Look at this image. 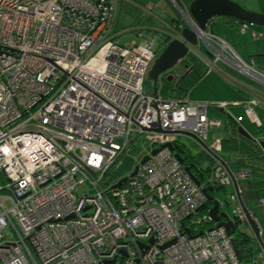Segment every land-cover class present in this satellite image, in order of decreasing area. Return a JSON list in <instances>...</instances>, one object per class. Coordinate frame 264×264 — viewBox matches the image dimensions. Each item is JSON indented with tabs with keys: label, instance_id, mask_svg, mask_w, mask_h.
Masks as SVG:
<instances>
[{
	"label": "built area",
	"instance_id": "1",
	"mask_svg": "<svg viewBox=\"0 0 264 264\" xmlns=\"http://www.w3.org/2000/svg\"><path fill=\"white\" fill-rule=\"evenodd\" d=\"M116 1L0 0V264H264L259 240L239 260L206 207L203 188L232 184L231 219L249 225L238 184L248 172L230 169L209 133L222 126L210 108L231 103L144 92L154 45L115 40ZM200 37L206 72L221 62L251 85L241 105L258 125L264 70L211 31ZM141 135L144 162L114 178ZM181 135L212 159L200 178L175 156Z\"/></svg>",
	"mask_w": 264,
	"mask_h": 264
},
{
	"label": "rangeland",
	"instance_id": "2",
	"mask_svg": "<svg viewBox=\"0 0 264 264\" xmlns=\"http://www.w3.org/2000/svg\"><path fill=\"white\" fill-rule=\"evenodd\" d=\"M243 6L248 10L264 12V0H232ZM189 4V3H188ZM182 0H117L116 1V12L114 16V21L112 25V33H115V40L119 44H127L132 41L139 42L140 38L137 34L139 31H156L158 37V43L164 40V37L171 39L174 36H179L181 28L190 24V19L187 6ZM179 6L180 8H178ZM223 16H216V19H220ZM218 20V21H220ZM171 23V25H170ZM177 25V26H176ZM221 24H214L211 28V31L217 37L224 39L233 50L243 59L250 60L251 58L256 59L255 63L264 70V62L258 56V54H264V25L254 24V28L257 30L258 37L254 38L251 35L250 30L247 28L246 32H241L239 25L228 27L231 31L232 37L238 39L239 43L237 45H232L231 40L228 37L224 36L223 33H219L218 26ZM238 25V26H237ZM145 26H148L150 30L145 29ZM153 28V29H152ZM154 28H156L154 30ZM261 34V35H260ZM229 36V35H228ZM160 37L163 38L160 41ZM230 37V36H229ZM231 38V37H230ZM155 42V39H154ZM162 50L157 52L149 64V68L145 75V80L143 84V90L146 93H151L154 89V80H153V67L156 63V60ZM199 58L197 55H203L208 58L206 48V39L200 37L198 39V44L192 48V53ZM184 67L179 65L177 70H173L174 74H179L182 72ZM215 70L206 78L204 76L196 85L192 87V96H202V97H213L218 96V98H228L227 95L232 94L231 87L225 82H221V75L214 73ZM220 96V97H219ZM211 117L220 118V113L212 108H210ZM210 134H217L219 136H225L222 127H214L209 132ZM181 143L184 144L185 148L191 153L196 154L201 152L200 145L188 135L180 136ZM151 150L150 144L144 138V135L139 136L138 140L129 148L126 157L119 158L115 167H113V177H119L131 173L135 165L142 160V158ZM221 155H226L224 151L220 152ZM232 155V154H230ZM228 166L230 169L235 170L234 157L228 159ZM207 161L205 159L200 160L199 167H205ZM240 183L244 179H239ZM83 187L80 186L79 190H82ZM233 189L232 184H226L224 187H218L213 189L212 195L219 202L220 210L225 212L230 218L233 217V203L232 200L229 201L230 192ZM245 206L250 207L254 219L257 222L260 230L261 242L264 245V218L261 213L260 205L257 200L247 201ZM4 205L8 207L9 202L5 201ZM237 228L241 231L249 234L250 236L254 235L253 231L247 223H238ZM258 239H256V242ZM254 257L257 258V255L254 254ZM257 264H263L260 258H257Z\"/></svg>",
	"mask_w": 264,
	"mask_h": 264
},
{
	"label": "trees",
	"instance_id": "3",
	"mask_svg": "<svg viewBox=\"0 0 264 264\" xmlns=\"http://www.w3.org/2000/svg\"><path fill=\"white\" fill-rule=\"evenodd\" d=\"M190 1L191 0H182L185 4H188ZM258 56L264 62V54H258ZM180 64L184 67L182 73H173L162 79V92L167 93L173 90V88H176L179 95L187 94L189 90L203 78L207 70L206 65L190 52L181 60ZM179 65L176 70L179 68ZM170 76L171 79H168ZM157 83L155 84V88L157 87ZM226 107L228 111L224 108L213 107L214 110L220 113L222 119L221 127L225 133V136H222L221 139L222 151L227 153L224 155L226 158L234 157L233 161L236 168L248 172V176L244 178L242 183L238 181L243 202L246 203L250 200H257L259 202L260 199H264V147L261 144L264 142V107H256V113L259 118L258 125L247 118L241 104L231 103ZM239 127H241L242 130H239ZM243 131H245V133ZM176 150L183 156L184 162L189 166V171L193 172L197 178H200L201 175L209 171L212 159L206 153L199 152L191 154L183 143L178 144ZM203 159L207 161L206 166L196 167V165H199L200 160ZM218 187L222 186L218 184L213 185L214 189ZM212 191L213 190L209 191V194L212 195ZM206 204V207H209L212 205V202L207 201ZM247 208L251 209L250 207ZM260 209L264 218V204L260 205ZM231 234L234 238L236 247L244 254L242 261L244 263L247 262L249 257L247 252L253 253L257 248L256 238L254 235L250 236L237 227ZM248 247L252 250L250 251L247 249Z\"/></svg>",
	"mask_w": 264,
	"mask_h": 264
},
{
	"label": "water",
	"instance_id": "4",
	"mask_svg": "<svg viewBox=\"0 0 264 264\" xmlns=\"http://www.w3.org/2000/svg\"><path fill=\"white\" fill-rule=\"evenodd\" d=\"M187 10L190 19L193 21V26L190 24L184 26L181 28L179 36H174L171 39L164 37V40L159 42L163 47L152 71L154 86L161 73L166 72L179 64L187 53L191 51V48L198 44L200 32L205 31L207 29L208 22L216 16L229 17L233 20L244 23L264 25V12L248 10L232 0H191L187 6ZM155 43H158L157 38L155 39ZM168 79H171V76ZM239 130H242V128L239 127ZM243 132L245 133V131ZM261 144L264 147V142ZM166 146H168L171 150H174V146L172 144L166 143ZM155 152L156 149L152 151V153ZM175 156L180 162H182V157L179 153H175ZM144 160L145 158H143L141 162H144ZM136 169L137 166L132 171V174L136 172ZM196 183L199 184L200 180L196 179ZM118 184H120V182H118L117 185ZM234 184L237 185L236 180H234ZM211 190H213V187L203 188L207 201L212 202V205L208 209V213L211 219L216 222L217 226H223L228 233H232L237 226V222L233 221L225 212L220 210L219 202L211 194H209V191ZM239 199L246 212L248 223L254 236L261 242L260 230L257 222L249 214V209L244 205L241 194H239ZM232 242L236 255L238 259L241 260L244 254L236 247L234 238H232ZM110 262H113V260Z\"/></svg>",
	"mask_w": 264,
	"mask_h": 264
},
{
	"label": "crops",
	"instance_id": "5",
	"mask_svg": "<svg viewBox=\"0 0 264 264\" xmlns=\"http://www.w3.org/2000/svg\"><path fill=\"white\" fill-rule=\"evenodd\" d=\"M218 20H220V19H216V17L211 19L208 22L207 30H211V28L213 27L214 24H221L218 26L219 33H223L224 36L228 37V39H230L232 41L231 42L232 45H234V46L237 45L236 43H239V41H238V39H235L232 37V34H231L232 30H230L228 27L234 26L236 24L240 25L241 22L233 20L232 18H229V17H222L220 21H218ZM170 25H171V23H170ZM145 29L150 30V28L148 26H145ZM155 29L156 28H154V30ZM248 29L250 30V32H251V30L257 31L254 28V26H251ZM157 33L158 32H156V31L155 32L151 31V33H147V31H144V32L139 31L137 34L139 35L140 41L139 42L132 41V42L140 43L142 41H151L153 43V45H155L156 43L154 42V39H156V38L158 39ZM207 55H208V58L204 57L203 55H197L199 57V59L206 65V67H207V64L209 63V59H210V55L208 53H207ZM254 60L256 61V59H254ZM213 70H215L214 73L221 75L220 80L222 83L225 82L226 84H229V86L231 87L232 94L227 95L228 98H218V96H213V97L195 96V97H193L191 94L193 89L191 88L188 92V94L191 98H193V99H204V100H222V101H226L228 103L241 104L243 101H245L247 98H249L251 96V93H252L251 85L248 83V81L245 78H243L242 76L237 74L234 70L227 67L225 64H223L221 62H217L214 65L210 66V70L208 72H205L204 76H206V78H207L213 72ZM180 73H182V72H180ZM161 81H162L161 79H158L157 89L160 90L163 97H169L172 95H179L178 90L176 88L175 89L173 88V90L168 91L167 93L162 92ZM211 108L213 109V107H211ZM224 109L228 111L227 107H224ZM209 115L211 116L210 110H209ZM223 132H224V130H223Z\"/></svg>",
	"mask_w": 264,
	"mask_h": 264
},
{
	"label": "flooded vegetation",
	"instance_id": "6",
	"mask_svg": "<svg viewBox=\"0 0 264 264\" xmlns=\"http://www.w3.org/2000/svg\"><path fill=\"white\" fill-rule=\"evenodd\" d=\"M159 39H160V41L163 40L162 37H160ZM162 47H163V46H162L161 44H157V43H156V44L154 45V55H155L157 52H159V51L162 49ZM179 64H180V63H179ZM179 64H177L175 67H173V68L167 70L166 72L161 73V74L159 75L158 79H161V80H162L163 78H165V77H167V76L173 74V70H176V68L178 67Z\"/></svg>",
	"mask_w": 264,
	"mask_h": 264
}]
</instances>
